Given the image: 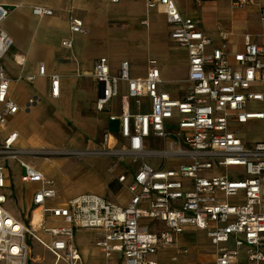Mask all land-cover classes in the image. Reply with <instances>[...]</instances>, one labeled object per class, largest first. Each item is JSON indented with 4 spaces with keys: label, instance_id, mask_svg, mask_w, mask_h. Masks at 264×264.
I'll return each mask as SVG.
<instances>
[{
    "label": "built area",
    "instance_id": "1",
    "mask_svg": "<svg viewBox=\"0 0 264 264\" xmlns=\"http://www.w3.org/2000/svg\"><path fill=\"white\" fill-rule=\"evenodd\" d=\"M144 2L147 10L162 7L169 39L187 52L183 96L173 99L160 91L154 60L143 79H132L127 62L111 76L107 60L97 59L92 76L102 87L98 111L117 97L120 83L126 87L122 100L138 108L146 98L149 110L131 113L122 104L120 114L109 117L118 123V137L105 132L95 148H19L17 134L5 133L8 118L18 111L8 97L10 83L47 77L56 98L59 75H47L40 66L36 74L20 72L10 80L0 66V264H28L31 241L52 256V264H84L74 240L79 233H88L109 263L117 258L119 264H187L179 263L190 252L179 247L178 237L189 232L203 233L213 248L210 260L194 264H264V33L258 43L245 35L243 50L229 54L226 33L218 34L220 44L213 47L199 21L182 17L174 0ZM229 2L234 9L255 4L264 23L258 0ZM31 13L52 15L38 6ZM8 15L0 5V60L13 44L2 29ZM82 27L81 20L69 18L72 34ZM61 45L69 48L71 43ZM15 62L21 65L23 59ZM256 133L260 139H248ZM29 157L126 162L114 181L128 199L123 206L93 193L63 199L56 182L29 163ZM10 164L18 167L21 184L36 185L22 219L6 207L15 205ZM35 212L39 219L33 223Z\"/></svg>",
    "mask_w": 264,
    "mask_h": 264
},
{
    "label": "crops",
    "instance_id": "2",
    "mask_svg": "<svg viewBox=\"0 0 264 264\" xmlns=\"http://www.w3.org/2000/svg\"><path fill=\"white\" fill-rule=\"evenodd\" d=\"M258 2L264 6V0ZM174 3L182 17L199 21L200 30L211 36L213 47L220 44L218 34L226 33L229 54L243 50L245 35L258 43L264 33L255 4L234 9L229 0ZM0 5L9 11L2 29L13 41L9 53L0 60L6 76L14 80L20 72L36 74L40 66L47 75H59L56 98L50 95L47 77H37L33 83H10L8 97L18 111L8 118L5 133L17 134L19 148H95L101 136L112 128L117 134H109L118 137V123L109 121V117L118 116L122 104L131 113L148 112L146 98L138 108L122 100L126 94L124 83L119 84L117 97L104 110L96 109L101 87L93 79L92 67L99 58L107 60L111 76L118 75L120 64L127 62L132 79H143L148 62L154 60L162 81L160 91L173 99L183 96L187 52L169 39L161 6L147 10L144 0H0ZM36 6L51 10L52 15L33 16L31 9ZM70 17L81 20V33L70 32ZM144 21L146 24H142ZM63 41H69L71 46H62ZM18 59H23L21 65L16 64ZM31 99L34 102L29 105ZM77 236L75 243L82 255L84 240L91 236Z\"/></svg>",
    "mask_w": 264,
    "mask_h": 264
},
{
    "label": "rangeland",
    "instance_id": "3",
    "mask_svg": "<svg viewBox=\"0 0 264 264\" xmlns=\"http://www.w3.org/2000/svg\"><path fill=\"white\" fill-rule=\"evenodd\" d=\"M109 133L111 135H116L117 131L112 128L109 130ZM248 139L258 140L260 139V135L258 133L249 134ZM50 144L55 145L54 143ZM27 161L36 169L43 172L45 176H49L56 182L63 199L79 194L93 193L103 196L107 200L120 206H123L128 199V195L124 188L114 181V176L122 171L126 162L119 163L113 159L96 157H84L80 159H43L29 157ZM19 173V169L15 164L9 165L8 175L11 184L10 190L13 194L12 200L15 202V205L7 203L6 207L14 217L22 219L26 211V202L30 199V195L36 188V185L21 184L19 182ZM230 201L233 200L231 199ZM77 235L78 234L75 235V239H78L80 236ZM28 245L30 249L28 264L53 263L52 256L42 247L33 241L28 242ZM84 245L86 247L82 251L85 260L84 264H119L117 258L110 263L105 261L97 248L94 247L91 237L85 238ZM178 245L179 247L187 248L190 252L189 255L182 258L180 257V262L187 264L208 261L213 252V248L208 244L206 237L200 232H189L179 236Z\"/></svg>",
    "mask_w": 264,
    "mask_h": 264
},
{
    "label": "bare ground",
    "instance_id": "4",
    "mask_svg": "<svg viewBox=\"0 0 264 264\" xmlns=\"http://www.w3.org/2000/svg\"><path fill=\"white\" fill-rule=\"evenodd\" d=\"M38 219H39V215H38L37 212H35L34 215H33V223L37 222Z\"/></svg>",
    "mask_w": 264,
    "mask_h": 264
},
{
    "label": "water",
    "instance_id": "5",
    "mask_svg": "<svg viewBox=\"0 0 264 264\" xmlns=\"http://www.w3.org/2000/svg\"><path fill=\"white\" fill-rule=\"evenodd\" d=\"M101 92H102V87H101Z\"/></svg>",
    "mask_w": 264,
    "mask_h": 264
}]
</instances>
